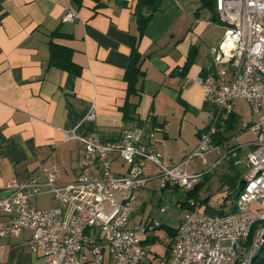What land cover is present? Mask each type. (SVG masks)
Wrapping results in <instances>:
<instances>
[{
    "label": "crops",
    "instance_id": "crops-1",
    "mask_svg": "<svg viewBox=\"0 0 264 264\" xmlns=\"http://www.w3.org/2000/svg\"><path fill=\"white\" fill-rule=\"evenodd\" d=\"M68 5L77 11L78 19L63 23ZM135 5L136 0H82L80 5L70 0H0V198L5 195L7 182L25 181L40 165L55 173L58 185L73 182L80 173L82 145L68 139L67 133L80 137L91 133L102 141H115L122 131L152 127L154 120V129L159 131L156 135L163 139L164 146L168 134L157 112V100L161 102L167 94L171 100L203 109V91L195 79L206 72L209 49L223 36L216 33L220 28L214 0H161L140 37ZM207 28L214 30L208 48L202 40ZM132 38H136L135 47L144 59L141 69L145 76L136 84L137 94L127 96L123 76ZM50 44L68 49L75 71L49 63ZM188 58L191 64L184 71ZM150 88L156 92L152 100L147 94ZM91 106L96 118L86 121L84 116ZM218 125L213 144L217 150L223 145L225 151L217 153L219 156L199 181L195 197L187 195V201L193 198L210 216L231 210L234 199L223 189L228 187L232 193L237 189L245 171V157L254 142L234 144L224 135L219 139L226 121ZM203 132L197 134V141ZM223 160L230 170L243 166V173L223 172L217 190L225 197L219 210L214 211L205 206L209 195L202 196L201 192L209 190L211 175ZM122 168L120 161L112 166L114 172L123 173ZM38 180L45 182L43 174H38ZM5 220L0 210V221ZM151 221L157 222L153 234L157 238L156 230L163 228L160 221L136 220L133 209L130 225ZM28 239V232L18 238H1L0 264H37L40 257L30 252ZM147 257L143 264H153Z\"/></svg>",
    "mask_w": 264,
    "mask_h": 264
},
{
    "label": "built area",
    "instance_id": "built-area-1",
    "mask_svg": "<svg viewBox=\"0 0 264 264\" xmlns=\"http://www.w3.org/2000/svg\"><path fill=\"white\" fill-rule=\"evenodd\" d=\"M214 9L224 33L210 47L209 67L195 83L202 88L204 104L215 107V117L200 134L193 153L166 164L160 153L163 139L149 125L126 129L115 141H102L91 133L81 137L67 133L68 139L82 145L80 173L73 182L58 185L55 173L40 165L25 181L7 182L0 198L6 218L0 221V239L28 232L29 250L43 264H84L86 250L96 264L105 259L110 264H143L157 222L130 225L134 194L152 179L192 191L207 171L189 174L191 160L206 164L205 156L217 150L213 137L219 132L218 123L223 124L234 114L236 103L243 101L255 121L242 129L255 139L237 185L243 183L233 202L236 212L210 216L189 198L192 209L180 221L169 255L160 264H251L264 245V0H214ZM77 19V11L68 5L61 21ZM95 118L91 106L84 120ZM116 161L125 167L123 173L112 170ZM150 165L155 171L148 175ZM39 173L44 183L38 180ZM223 192L232 194L228 187ZM41 196H49L54 206L32 207L31 202Z\"/></svg>",
    "mask_w": 264,
    "mask_h": 264
},
{
    "label": "rangeland",
    "instance_id": "rangeland-1",
    "mask_svg": "<svg viewBox=\"0 0 264 264\" xmlns=\"http://www.w3.org/2000/svg\"><path fill=\"white\" fill-rule=\"evenodd\" d=\"M220 29L216 30L217 35L224 33L222 24L218 23ZM214 30L207 28L203 37V46L208 48V40L213 36ZM202 43V42H201ZM203 53L205 50L202 48ZM146 93V91H145ZM155 91L150 88L147 94L150 95L151 100L155 96ZM203 109H193L190 106L179 103L176 99L171 100L166 94L162 101L157 100L156 108L159 113L161 123L164 124L165 130L168 134V138L165 140V144L162 149V154L165 157V163L176 160L180 154L183 156H189L195 150L198 144L197 134L200 131H205L214 121L215 107L213 105L204 104ZM234 121L233 128L223 130L219 139H222V135L231 139V143L245 144L253 141L255 137L249 130H243L242 126L245 124H251L255 121L248 105L243 101H238L234 107ZM219 126V125H218ZM225 151V147L220 145L218 150L210 152L206 155L207 165L201 166L197 158L191 160L188 173L196 174L201 171L205 172L212 166L213 161L219 154ZM175 162V161H174ZM227 162L222 161L219 167L214 170V174L211 175V180L208 184L209 190H202L201 195H209L208 203L205 205L207 208L214 211H218L223 198L224 193L219 192L217 189L220 185V176L223 172H228L234 175L236 172L243 173V166H238L235 170H230L225 167ZM222 171V168H224ZM123 172L125 168H122ZM152 165L149 166L147 174L154 172ZM135 204L134 213L136 214V220L153 218L160 221L163 228L156 230L155 243L151 245V249L148 252V259L153 264H157L159 261L165 260V253L171 242V236H169L167 229L174 230L177 228L179 221L185 216L187 208L184 203L187 201V192L183 189L174 188L173 186H164L159 180H149L143 191L134 194ZM32 207L39 209H49L54 205L51 203L49 196H41L31 202ZM229 203L225 208H228ZM189 209L192 206L188 205ZM164 208L165 212L161 213L160 209ZM264 255V246L260 252ZM88 257V262L84 264H96L91 260L89 250L85 251ZM37 264H43V261L36 259ZM102 264H109L107 259Z\"/></svg>",
    "mask_w": 264,
    "mask_h": 264
},
{
    "label": "trees",
    "instance_id": "trees-1",
    "mask_svg": "<svg viewBox=\"0 0 264 264\" xmlns=\"http://www.w3.org/2000/svg\"><path fill=\"white\" fill-rule=\"evenodd\" d=\"M73 4L80 5L82 0H70ZM161 0H136V5H135V14H136V25H137V30H138V36H142L143 31L149 22L151 15L153 12L156 11V8L158 4L160 3ZM150 11L151 13L149 15H145L143 12L144 11ZM135 41L136 38H132L131 40V50H130V56H129V64L128 67L125 70L123 80L126 83V94L127 96L131 94H137L138 90L136 89V84L139 79L144 78L145 72L141 69V65L143 63V58L141 55L138 53L136 47H135ZM50 50V60L49 63L53 64L62 70L68 71V72H73L75 71V67L73 63L70 60L69 57V51L68 49L50 44L49 46ZM191 64L190 58L187 59V62L184 66V71L187 70L189 65ZM233 121H234V115H230L228 119L226 120V129H232L233 128ZM152 122V128H155L154 120H151ZM201 184L198 183L195 185L192 191L187 192L189 197H195L197 188H199ZM185 206L186 203H184ZM219 213H223L220 211ZM167 232L170 234L171 237L174 238L175 232L172 231L171 229H167ZM156 238L153 237L151 240H149L147 243L149 245H152L155 243ZM145 244V243H144ZM172 243L169 244L168 249L171 248ZM264 246V245H263ZM263 248V247H262ZM252 259L251 264H264V255H262L260 252ZM169 255V251H167V255L165 260L167 259ZM163 260V261H165ZM161 261H159L157 264H160Z\"/></svg>",
    "mask_w": 264,
    "mask_h": 264
},
{
    "label": "water",
    "instance_id": "water-1",
    "mask_svg": "<svg viewBox=\"0 0 264 264\" xmlns=\"http://www.w3.org/2000/svg\"><path fill=\"white\" fill-rule=\"evenodd\" d=\"M243 187V183H239V186L237 187V189L232 193V198L236 199L238 194L240 193V191L242 190ZM236 212V208L235 206H232L231 210H230V214H234Z\"/></svg>",
    "mask_w": 264,
    "mask_h": 264
}]
</instances>
